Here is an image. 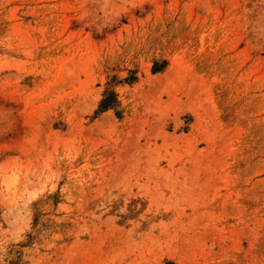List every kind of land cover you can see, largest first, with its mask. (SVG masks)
Wrapping results in <instances>:
<instances>
[{"label":"rangeland","instance_id":"obj_1","mask_svg":"<svg viewBox=\"0 0 264 264\" xmlns=\"http://www.w3.org/2000/svg\"><path fill=\"white\" fill-rule=\"evenodd\" d=\"M0 264H264V0H0Z\"/></svg>","mask_w":264,"mask_h":264}]
</instances>
